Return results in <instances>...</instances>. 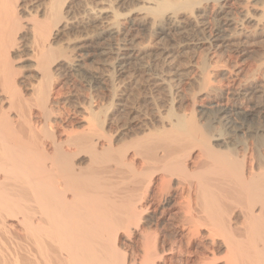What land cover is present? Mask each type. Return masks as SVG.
<instances>
[{"label":"bare ground","instance_id":"6f19581e","mask_svg":"<svg viewBox=\"0 0 264 264\" xmlns=\"http://www.w3.org/2000/svg\"><path fill=\"white\" fill-rule=\"evenodd\" d=\"M255 36L264 0H0V264H264Z\"/></svg>","mask_w":264,"mask_h":264},{"label":"rangeland","instance_id":"374dc122","mask_svg":"<svg viewBox=\"0 0 264 264\" xmlns=\"http://www.w3.org/2000/svg\"><path fill=\"white\" fill-rule=\"evenodd\" d=\"M76 9L78 8L77 6L75 7ZM79 9V8H78ZM246 25V26H244ZM243 26L247 29V30H251L253 27H251V24L249 23H243ZM250 27V28H249ZM71 32H69L68 35H70ZM252 41L251 42V51H248V53L246 55H244V57L238 59V63L237 64L238 66L242 67V73L241 75L239 76L240 78L244 77L246 78V75L252 73L251 71L253 69H255L258 65H260L262 62L264 64V36H255L253 39H251ZM64 42V41H63ZM199 51V52H198ZM202 51V52H201ZM204 49L202 48H199L197 49L196 51L194 52H190L191 56L197 58V61H199V57L200 56H203L204 55ZM195 53V54H194ZM199 54H201L200 56H198ZM248 56V57H247ZM194 58V60H195ZM220 61L217 63L215 62L214 64L212 63V74L215 78L217 79H220L222 80V82L224 83V81H226V78H220L219 76V73L221 72H227V71H231L232 69H234V67H230L232 66L233 64V61H234V58L233 57H230V55H228V53H225L224 56H222L220 59ZM21 64L19 63V61H16L15 62V66L17 67L18 65V71L20 72V74L26 70H28V66H25L26 64H24L23 61H20ZM260 63V64H259ZM217 66H216V65ZM219 64V66H218ZM90 63H88V65H86L87 68L90 67ZM257 65V66H255ZM89 66V67H88ZM196 70V71H195ZM193 70L192 72H190V74L188 75L189 78H193V77H197L199 76V71L198 69H195ZM196 73V75L194 74ZM248 73V74H247ZM198 74V75H197ZM216 74V75H215ZM218 74V75H217ZM231 74V73H230ZM193 75V76H192ZM228 75V74H227ZM69 78V79H68ZM72 78V79H71ZM243 78V79H244ZM188 80V79H186ZM78 80L75 78V77H67V82L65 84V86L62 88V93H61V98H64L66 95H68L69 99H70V103L67 104V105H64L62 106V108L65 110V111H71V109H73L74 107L73 106H76V104H78V102H82L81 99L85 100V97L87 95H89V93L91 94V91H89L87 88H84L83 86H81V84L79 82H77ZM189 87L188 85H184L183 86V89H182V92H183V96H185L186 98H188L187 96H189L188 92H189V89L187 88ZM75 90V91H73ZM83 90V91H82ZM89 91V92H88ZM68 92H70L68 94ZM75 94L76 96H78V99H75V100H72L74 99L72 97V94ZM70 95V96H69ZM85 95V96H84ZM157 95V96H156ZM157 98H156V101H158L157 103V107L158 109H156L152 103L150 104H146L145 102H140L139 106L141 107H138L141 111V115L139 114V117L136 118L137 121H144L146 120L147 118L152 117L154 114L153 113H156V112H160L162 114L165 113L166 111V101L164 100L163 97H161V93H155V95ZM159 96V98H158ZM79 100V101H78ZM143 101V100H142ZM162 103V104H161ZM164 107V108H163ZM154 108V109H153ZM157 110V111H156ZM156 111V112H155ZM146 112V113H145ZM153 112V113H152ZM143 113V115H142ZM146 116H145V115ZM141 116V117H140ZM140 118V119H139ZM146 118V119H145ZM253 119V121H252ZM250 119L251 122H249V124H253V125H249V128L250 130L251 129H254V126L255 127H258L256 125H264V115H261L260 116V119H257V118H252ZM255 119V120H254ZM123 120V118H122ZM258 121H262L261 123L258 122ZM235 122L239 123L240 121L238 119H235ZM248 125V124H247ZM194 197V196H193ZM195 212V211H194ZM159 213H156V216L158 215ZM183 254H186V248L185 246L183 247ZM172 263H175L176 262H172Z\"/></svg>","mask_w":264,"mask_h":264}]
</instances>
